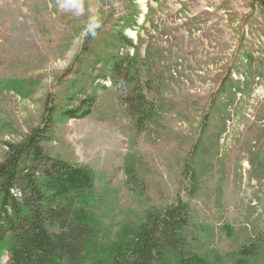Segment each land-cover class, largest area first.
<instances>
[{"label":"rangeland","instance_id":"1","mask_svg":"<svg viewBox=\"0 0 264 264\" xmlns=\"http://www.w3.org/2000/svg\"><path fill=\"white\" fill-rule=\"evenodd\" d=\"M85 8L77 15L58 0H0V161L7 141L39 124L48 98L71 108L94 93L90 114H54L45 148L93 172L110 230L184 196L191 230L207 247L235 250L264 239L261 1L85 0ZM90 15L101 24L94 38L85 32ZM110 54L134 59L153 104L140 132L117 99L128 85L98 77L110 68ZM199 137L201 177L191 197L185 161ZM131 163L145 184L142 193L128 186Z\"/></svg>","mask_w":264,"mask_h":264},{"label":"trees","instance_id":"2","mask_svg":"<svg viewBox=\"0 0 264 264\" xmlns=\"http://www.w3.org/2000/svg\"><path fill=\"white\" fill-rule=\"evenodd\" d=\"M260 1L264 6V0ZM122 39L132 46L131 40ZM98 77L128 85L126 96L117 99L127 105L135 129L142 131L153 104L146 98L134 59L110 54V68ZM96 99L91 93L77 106L65 108L53 95L39 124L22 139L5 143L0 161V264L5 254L8 264H264V239L243 243L235 250L207 247L191 230V207L184 196L142 221L110 230L99 210L93 172L54 157L45 148L55 129L56 112L84 117L92 112ZM216 101L213 96L202 133ZM201 145L199 137L185 161L191 197L199 189ZM136 169L135 163L126 167L127 183L133 192L142 193L145 184Z\"/></svg>","mask_w":264,"mask_h":264},{"label":"clouds","instance_id":"3","mask_svg":"<svg viewBox=\"0 0 264 264\" xmlns=\"http://www.w3.org/2000/svg\"><path fill=\"white\" fill-rule=\"evenodd\" d=\"M59 7L65 12L75 10L77 15H83L86 11L85 0H58ZM87 11L91 13V6L88 5ZM101 28V24L94 15H90L89 23L85 29L87 35H91L93 38L97 35L98 30Z\"/></svg>","mask_w":264,"mask_h":264}]
</instances>
